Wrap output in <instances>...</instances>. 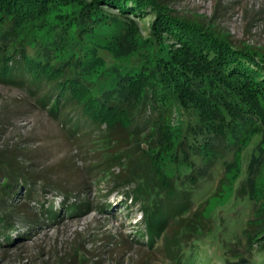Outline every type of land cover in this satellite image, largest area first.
Here are the masks:
<instances>
[{"label":"trees","instance_id":"obj_1","mask_svg":"<svg viewBox=\"0 0 264 264\" xmlns=\"http://www.w3.org/2000/svg\"><path fill=\"white\" fill-rule=\"evenodd\" d=\"M52 1L0 0V83L31 88L55 118L75 109L81 118L65 119L76 129L89 125L103 130L108 150L115 151L104 154L103 166L108 169L101 173L115 166L121 169L113 178L114 190L126 188V201L141 208L138 238L148 236L147 246L157 244L156 249H166L176 264L198 263L203 246L221 249L222 264L235 263L245 255V264H264V208H259L255 189L256 177L264 167L262 56L239 46L232 36L210 24L163 13L166 8L159 0H108L131 16L142 15L152 6L150 15H156L153 26L157 34L152 44L164 52L168 37L177 46L169 48V58L146 55L145 65L136 75H125L111 89L96 91L85 76L83 42L87 34H95L111 20L97 2L85 3L80 13L68 16L69 22L64 23L65 27L76 24L75 42L67 44L64 29L56 30L53 39L30 38ZM126 19L123 37L128 38L133 25L129 16ZM177 109L189 117L175 127L172 122ZM254 137L258 141L247 167L239 171V186L233 196L206 216L208 199L195 206L194 191L211 179L217 161H223L227 174L240 151L242 154L252 146ZM5 166L0 160V179L5 180L0 192L5 188L12 194L18 182L26 187V198L35 199L37 181L33 176ZM171 167L170 174L167 168ZM225 174L221 183L227 180ZM245 203L253 204L255 212L238 233L231 228L239 219L237 207ZM85 205L74 202L65 208L73 215L83 206L87 208ZM220 209L221 214L217 212ZM46 212V221L61 214L52 208ZM1 213L0 208V237L10 242L9 232L17 229ZM224 213L228 221L222 217ZM5 227L11 230L3 231ZM239 242L247 253L233 251L232 245ZM109 246L114 250L118 245L111 240L105 248ZM228 247L233 251L229 257ZM112 254L117 255L116 251ZM80 259L87 263L86 256Z\"/></svg>","mask_w":264,"mask_h":264},{"label":"rangeland","instance_id":"obj_2","mask_svg":"<svg viewBox=\"0 0 264 264\" xmlns=\"http://www.w3.org/2000/svg\"><path fill=\"white\" fill-rule=\"evenodd\" d=\"M95 2L104 8L111 20L102 24L95 34H87L83 42L85 76L94 84L96 91L111 89L120 77L136 75L145 65L146 55L157 53L169 58V48L177 46L168 37L164 52H161L162 47L152 44L157 38L153 26L156 15H150L154 13L152 6L142 15L131 16L124 15L117 9L116 3L109 4L108 0H54L48 12L37 20L29 37L35 40L53 39L56 30L64 29L67 44L75 42L77 26L65 27L64 23L69 22L66 18L80 13L85 3ZM159 2L166 8L163 13L210 24L217 31L232 36L239 46L256 50L264 61V0ZM126 16L131 18L130 24L133 25L128 38L123 37ZM39 99L40 96L36 92L32 94L29 87L0 83V160L9 169L24 170L26 176H33L37 181L33 193L36 198L32 200L26 198L27 189L18 182L12 194H8L5 188L0 192L1 214L7 216L11 226L17 229L9 232L10 242L0 237V264H83L82 256H86L88 264H176L175 258L169 259L167 250L161 248L162 239L157 241L161 249H156L157 244L147 246L146 234L145 238H138L141 208L132 204L131 200L126 201L123 195L126 188L114 190L113 178L121 169L115 166L105 174L101 173L108 169L103 166L106 161L104 154L115 151L108 150L110 145L102 138L103 130L89 125L76 129L65 118H81L78 111L70 108L55 118ZM181 114L177 109L172 122L175 127L189 117L188 113ZM257 141L254 137L252 146L243 151L244 154L240 151L227 174L224 173L223 161H217L211 179L194 191L195 206L204 205L208 199L206 216L231 199L239 186V171L247 167ZM167 171L171 174L172 167ZM224 174L227 180L221 183ZM4 182V178L0 179V186ZM255 189L259 208H264V167L256 177ZM74 202L86 204L87 208L83 206L71 215L65 207ZM51 208L52 212L61 214L57 215V219L46 221V211ZM237 209L239 219L231 230L240 233L248 220L253 218L255 206L245 203ZM222 217L229 220L227 213ZM5 230L10 231L11 228L5 227ZM226 239L229 242L230 238ZM111 240L118 245L114 250H109L110 246L105 248ZM232 246L233 251L247 253L243 242ZM220 250L217 247H201L196 264H222ZM114 251L117 255L112 254ZM233 251L230 247L226 249L228 257ZM247 258L245 255L244 259L236 262Z\"/></svg>","mask_w":264,"mask_h":264},{"label":"water","instance_id":"obj_3","mask_svg":"<svg viewBox=\"0 0 264 264\" xmlns=\"http://www.w3.org/2000/svg\"><path fill=\"white\" fill-rule=\"evenodd\" d=\"M247 262V260H241L239 262H235V263H232V264H245Z\"/></svg>","mask_w":264,"mask_h":264}]
</instances>
